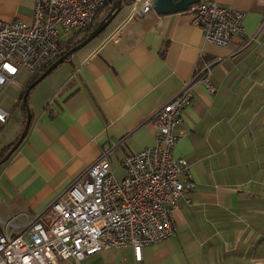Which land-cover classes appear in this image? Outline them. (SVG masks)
I'll use <instances>...</instances> for the list:
<instances>
[{
  "label": "crops",
  "instance_id": "obj_1",
  "mask_svg": "<svg viewBox=\"0 0 264 264\" xmlns=\"http://www.w3.org/2000/svg\"><path fill=\"white\" fill-rule=\"evenodd\" d=\"M215 1L243 13V34L228 46L205 41L187 9L132 16V2L27 91V133L0 164V218L17 225L13 233L102 152L119 177L124 155L154 143L156 110L212 62L215 91L194 87L172 149L196 184L170 212L173 234L139 258L129 246L107 247L81 264H264V0ZM31 16L30 0H0V20ZM32 77L21 69L0 85V154L23 129Z\"/></svg>",
  "mask_w": 264,
  "mask_h": 264
},
{
  "label": "built area",
  "instance_id": "obj_2",
  "mask_svg": "<svg viewBox=\"0 0 264 264\" xmlns=\"http://www.w3.org/2000/svg\"><path fill=\"white\" fill-rule=\"evenodd\" d=\"M30 22L0 20V85L12 83L21 69L39 73L57 59L66 36L92 24L108 0H30ZM153 0H134L132 16L153 9ZM192 25L205 41L228 46L243 34V13L199 0L188 6ZM252 38V37H251ZM250 38V39H251ZM212 62H203L181 89L154 113V143L121 159V175L102 152L43 210L28 220L19 233L11 219L0 218V264H81L107 247L129 246L140 257L141 248L174 232L171 210L183 194L195 188L189 162L172 149L194 87L209 93ZM7 113L0 110V121Z\"/></svg>",
  "mask_w": 264,
  "mask_h": 264
},
{
  "label": "water",
  "instance_id": "obj_3",
  "mask_svg": "<svg viewBox=\"0 0 264 264\" xmlns=\"http://www.w3.org/2000/svg\"><path fill=\"white\" fill-rule=\"evenodd\" d=\"M121 0H115L111 9L109 12L106 14V16L96 25L89 33L87 36L78 42L77 44H74L71 46L64 54H62L60 57H58L56 60L51 62L41 73L40 75L30 84V88L35 85L38 81H40L42 78H44L51 70H53L58 64L65 62L69 60L70 56L72 55L73 52L77 51L78 49L82 48L85 46L89 41H91L93 38H95L110 22L111 20L115 17V15L119 12L121 5H120ZM199 0H153V9L155 12L159 14H166V13H173V12H178L182 10H186L187 7L193 3L198 2ZM27 93V92H26ZM26 93L25 96L23 97V101L26 107V119L24 122V126L22 131L20 132L17 140L15 143L10 147V149L0 158V164L3 163L8 159V157L11 155V153L17 148V146L20 144V142L23 140L25 137L28 127H29V122H30V114L27 110V104H26Z\"/></svg>",
  "mask_w": 264,
  "mask_h": 264
},
{
  "label": "trees",
  "instance_id": "obj_4",
  "mask_svg": "<svg viewBox=\"0 0 264 264\" xmlns=\"http://www.w3.org/2000/svg\"><path fill=\"white\" fill-rule=\"evenodd\" d=\"M115 0H108V2L106 3V5L104 6L103 8V13L102 15L100 16L99 19H97L96 21H94L91 25L81 29V30H78L77 32L80 34L79 37L77 38H72L70 41H69V44L67 43L65 45V47L63 48L62 52L58 55V57H60L62 54H64L71 46H73L74 44H77L78 42H80L81 40H83L87 34L89 33V31H91L96 25H98V23L106 16V14L109 12V10L111 9L113 3H114ZM133 2V0H121L120 1V5L121 7L122 6H125V5H130L131 3ZM57 57V58H58ZM49 64H47L46 66H44V68L39 72V73H36V74H33V77L31 79V81L29 82V84L27 85L25 91L22 93L21 95V99L22 97L25 95V93L30 89V84L40 75V73L48 66ZM9 149V148H8ZM4 153L5 150H4ZM4 154H0V158L3 156Z\"/></svg>",
  "mask_w": 264,
  "mask_h": 264
},
{
  "label": "rangeland",
  "instance_id": "obj_5",
  "mask_svg": "<svg viewBox=\"0 0 264 264\" xmlns=\"http://www.w3.org/2000/svg\"><path fill=\"white\" fill-rule=\"evenodd\" d=\"M102 10H103V9H101V10L98 12V14L96 15V18L94 19V21H96L97 19L100 18V16H101L102 13H103ZM94 21H93V22H94ZM113 21H114V20H113ZM113 21H112V22H113ZM93 22H92V23H93ZM112 22H111V23H112ZM111 23H110L107 27H109V26L111 25ZM107 27H106V28H107ZM86 45H87V44H86ZM83 47H84V46H83ZM83 47H82V48H83ZM115 172L118 174V172H117L116 170H115ZM250 225H251V224H250Z\"/></svg>",
  "mask_w": 264,
  "mask_h": 264
}]
</instances>
